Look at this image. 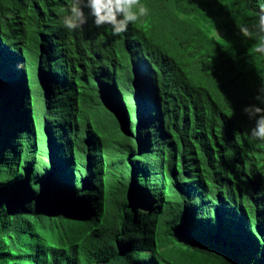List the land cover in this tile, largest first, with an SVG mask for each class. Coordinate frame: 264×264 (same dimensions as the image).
I'll return each mask as SVG.
<instances>
[{"label":"trees","instance_id":"16d2710c","mask_svg":"<svg viewBox=\"0 0 264 264\" xmlns=\"http://www.w3.org/2000/svg\"><path fill=\"white\" fill-rule=\"evenodd\" d=\"M70 2L0 0V264H264V0H142L119 36Z\"/></svg>","mask_w":264,"mask_h":264},{"label":"clouds","instance_id":"9594fccd","mask_svg":"<svg viewBox=\"0 0 264 264\" xmlns=\"http://www.w3.org/2000/svg\"><path fill=\"white\" fill-rule=\"evenodd\" d=\"M87 9V14L85 13ZM62 26L69 31L82 30L92 18L96 28L108 25L113 36L127 32L129 25L139 24L147 27L149 8L142 0H71L67 8H62ZM258 22L251 27L239 25V34L248 40H254L252 51L264 55V5H260L255 12ZM218 34V33H217ZM258 103L244 107L243 112L254 126L249 130V137L254 140L264 141V85L258 89L254 97ZM163 181L165 176L162 175Z\"/></svg>","mask_w":264,"mask_h":264},{"label":"rangeland","instance_id":"374dc122","mask_svg":"<svg viewBox=\"0 0 264 264\" xmlns=\"http://www.w3.org/2000/svg\"><path fill=\"white\" fill-rule=\"evenodd\" d=\"M214 35H215V37L220 36L221 35V31L220 30H214ZM36 146H37V144H36ZM167 192H168L169 200L174 203V201L177 199L174 190L171 189V188H168ZM19 261L23 262V263H27L28 262V260H26V259H21Z\"/></svg>","mask_w":264,"mask_h":264},{"label":"water","instance_id":"95a60500","mask_svg":"<svg viewBox=\"0 0 264 264\" xmlns=\"http://www.w3.org/2000/svg\"><path fill=\"white\" fill-rule=\"evenodd\" d=\"M48 179V178H47Z\"/></svg>","mask_w":264,"mask_h":264}]
</instances>
